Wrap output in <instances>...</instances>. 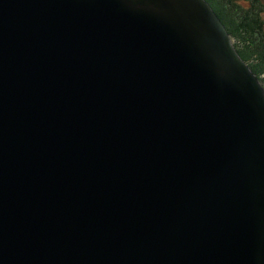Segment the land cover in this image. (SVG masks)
<instances>
[{
	"label": "water",
	"instance_id": "water-1",
	"mask_svg": "<svg viewBox=\"0 0 264 264\" xmlns=\"http://www.w3.org/2000/svg\"><path fill=\"white\" fill-rule=\"evenodd\" d=\"M0 264H264V84L207 0H0Z\"/></svg>",
	"mask_w": 264,
	"mask_h": 264
},
{
	"label": "trees",
	"instance_id": "trees-1",
	"mask_svg": "<svg viewBox=\"0 0 264 264\" xmlns=\"http://www.w3.org/2000/svg\"><path fill=\"white\" fill-rule=\"evenodd\" d=\"M257 1L263 2V0ZM207 2L228 29L242 58L264 84L263 24L258 22L253 12L246 10L235 0H207Z\"/></svg>",
	"mask_w": 264,
	"mask_h": 264
},
{
	"label": "rangeland",
	"instance_id": "rangeland-1",
	"mask_svg": "<svg viewBox=\"0 0 264 264\" xmlns=\"http://www.w3.org/2000/svg\"><path fill=\"white\" fill-rule=\"evenodd\" d=\"M237 1L242 7H244L246 10H250L253 12V14L258 18V22L263 24L264 26V0L263 2L255 1V3H252L254 0H235ZM262 37H264V30ZM264 77V76H263ZM262 77V78H263Z\"/></svg>",
	"mask_w": 264,
	"mask_h": 264
},
{
	"label": "bare ground",
	"instance_id": "bare-ground-1",
	"mask_svg": "<svg viewBox=\"0 0 264 264\" xmlns=\"http://www.w3.org/2000/svg\"><path fill=\"white\" fill-rule=\"evenodd\" d=\"M230 6V5H229Z\"/></svg>",
	"mask_w": 264,
	"mask_h": 264
}]
</instances>
